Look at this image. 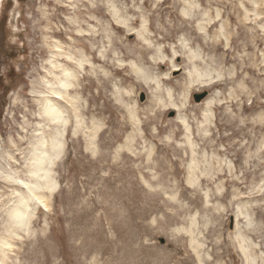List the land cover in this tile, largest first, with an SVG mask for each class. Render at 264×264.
<instances>
[{
	"label": "rangeland",
	"instance_id": "1",
	"mask_svg": "<svg viewBox=\"0 0 264 264\" xmlns=\"http://www.w3.org/2000/svg\"><path fill=\"white\" fill-rule=\"evenodd\" d=\"M188 1L0 0V264H264V0H195L201 23L181 16ZM112 5L133 17L132 34L115 26L112 35ZM140 18L149 39L164 46L154 72L167 73L171 80L161 81L175 94L191 69L179 37L196 50L197 69L213 70L216 81L191 89L181 115L151 111L150 90L127 67L117 69V60L151 64V49H140V59ZM78 49L101 70L75 68L59 100L64 124L44 119L46 99L54 104L60 90L61 66L73 69ZM116 81L130 93L127 106L112 97ZM72 98L84 105L79 113L68 109ZM208 99L216 104L205 123ZM56 127L63 130L59 155L46 142ZM37 137L53 159L52 193L44 185L34 193L43 201L29 197L36 180L26 168ZM20 203L23 225L7 216ZM240 236L246 259L236 248ZM197 244L200 260L189 247Z\"/></svg>",
	"mask_w": 264,
	"mask_h": 264
},
{
	"label": "bare ground",
	"instance_id": "2",
	"mask_svg": "<svg viewBox=\"0 0 264 264\" xmlns=\"http://www.w3.org/2000/svg\"><path fill=\"white\" fill-rule=\"evenodd\" d=\"M141 1L144 2L146 0H141ZM204 1L206 3H208V4H210V3H212V1H215V0H204ZM196 2H198V1L196 0ZM183 3L184 4L186 3V5H185L186 7H184V5H183V7H180V8H182L180 10L181 11V16L183 15L182 17L184 19H187L186 21H189L190 18L191 19L192 18H195V21L196 22L201 23L200 21H197V17L199 16V10L200 9H199V6H197V3H195V0H191V1L189 0L188 3L187 2H183ZM74 9H75V7L73 6V9L71 8V10H74ZM106 10H108V13L110 12V14H111V16H110L111 18L110 19H113L114 20V21L112 20V22H113L112 25L109 22L107 24V27L109 26L108 29H110L112 31V33H113L112 35L113 36H114L115 33L118 32L119 29H120L121 32H124L125 31L126 33H128L126 35H130V34L133 33L132 32L133 31L132 25L135 23V20L132 21V18H133L132 16L127 15L125 12L116 11V8H114L113 5H112L111 8L110 7H106ZM80 13H82V12H80ZM89 17H90V19H92V20H94L96 22V20H97L96 18L97 17L95 15H91ZM198 18H200V17H198ZM69 20H71L72 24L75 25V26L78 25V24H80V21L76 20L75 18H74V20H73V18H71ZM85 22H87V21H85ZM189 23H190V21H189ZM97 24H100L101 25V22H99ZM113 25H114V27H113ZM78 26H80V25H78ZM115 26L118 27L119 29L117 30V28ZM141 26H142V30L138 32L137 37L139 38V40L142 41V45H146V48L143 47V46H142V48L141 47L139 48V53L141 54L140 55V59H141V57L144 58L143 55H142V51L140 49H142L143 51H147V49H151V51H154L155 53H153L149 57L150 58L149 61H151L150 62L151 63L150 66H145V65L139 64L137 62L136 63H133L131 61L129 63H124V62H122L120 60H117V58H115L117 60V61L115 60L116 61L115 64L117 65V69H121V68L127 67L128 68V71L132 75V77H135V79H137V81L139 83H141L148 90H150V92H151V105L150 106H152V109L150 108L151 111H153L156 107H158L161 110H169V109L176 110V112L178 113L177 116L178 115H181L180 112L182 111V109L184 108V106L187 104L186 101L188 99V96L190 94V90L191 89H193L195 87H197V88L208 87L209 85H212L216 81V79L214 78V76H212L213 70H211L209 67L207 69L203 68L202 71H200L199 69H197L196 62H197V59L198 58H197V55L194 53L196 50H194V52L191 51L189 49V47H187L188 46L187 43H185V41L182 38L179 37L178 38V41H179V44L181 45L180 47L184 50V53L187 54L186 55V58H187V62L189 63L188 66H190L191 69L188 71V74L187 75L189 77H188V79H187L186 82L178 83L176 81L179 84V90L175 94V90L172 89L171 86H166V85H164L165 83L163 81H161L162 78L165 81L167 80V82L169 80H171L170 77L167 78V76H168L167 73H165L164 76H163V74L161 76V75H158L156 72H154L156 66H159V64L162 63L163 60H164V56L161 54L164 46L161 47L159 44H155L154 41H152V40L149 39L150 36H148V34H149V32H148L149 31L148 24L145 27V23L143 25V19H141ZM77 28H79V27H77ZM90 28H94V27H90ZM115 29L117 31H115ZM77 31H79L80 33L81 32H85L87 34L89 33V31H87V30H83L82 31V29H78ZM92 31L93 30H91V32ZM94 31H93V33L96 34L97 31L96 32H94ZM106 31H108V30L105 29V33H106ZM93 35H91V36H93ZM109 36L112 37L110 31L107 33L106 37L108 38ZM110 37H109L108 41L110 40ZM110 43H111V41H110ZM54 47L57 48V50H55L56 51L55 52V56L58 57V56L62 55V54L57 53V52H60L59 49H58V45L55 44ZM170 48L172 50L171 51L172 52V57L171 58H168L169 59L168 61H170L169 62V68L172 71H174V70H177V66L174 65L171 60H172V58L174 56H177V54H176L175 49L172 48V46ZM76 52L78 53L77 58H75L73 56H70V59L74 61L73 63H71L73 65V67H74L73 69L63 68L61 66V68H62V77L59 80L60 90L59 91H56L55 93L57 95L53 96V98L55 100V103L54 104H52L53 102L52 103L51 102L49 103V101H47V99H46L45 105L43 106V110L44 111H43V114H42V116H43L44 119H47L49 121H55V122H56V120L59 121L61 119L62 123L64 124V120L65 119L62 118V116H63L62 113H61L62 109L60 108L61 107L60 106L61 105V102L59 101L61 98H63L62 92L63 91H66V89L69 86H71V82H74V80L76 79L75 77H76L77 73L79 71H81L82 69H84V63L90 65L89 72L92 71V75L94 74L93 72H98V69L100 68L99 66L95 67L90 62V58L88 56H86L85 53H83L82 50L78 49V50H76ZM196 53L199 54L198 52H196ZM104 54H105V50L100 49L99 51H97V56L100 57V58H104ZM75 68L77 70H79V71L76 72V70H74ZM99 70H101V69H99ZM103 74L107 76L106 77V80H109L110 76H108V75H110V74L109 73L108 74L103 73ZM118 81L121 84H123L126 81V78H124V79L121 78ZM118 81H116V83H118ZM170 82H169V84H170ZM113 85H114V82H113ZM113 85L111 86L112 89H113V90H111L112 91V97H113V99L115 100L116 103H118L120 105L127 106L126 103H125V97L130 94L129 91H127L124 88L122 89L121 86L119 85V83H118V85L120 86V88L119 87H115V85L114 86ZM123 86L124 85H122V87ZM208 100L203 102V107H202L201 113H200V114L203 115V117L205 119V121H204L205 123H207V120L212 117V114L211 113H213V112H211V109H213L212 107L216 104L215 100H214V102L212 100H209V101ZM69 102L71 103V106L68 109H71L72 112L79 113V110H82L84 108V105L77 104L74 101L73 98L71 100H69ZM80 107H82V109ZM135 108H136V104L135 103L132 106H130V108H128V111H129V113L131 115L134 114L133 112L135 111ZM178 120L184 125L183 127H184V130H185V134H187V136L190 135L189 127L185 123V120L183 118H181V116H180V119H178ZM76 128H77V126H76ZM62 131H63L62 129L61 130H58V127H56V131L53 132V133H50V135H49L50 136L49 137V141H46L47 144L48 143L50 144V148L49 149H51L52 152H53V149H55L56 150V153L58 155H59V153H60L61 150L59 151V145H57V144L59 143L60 137L63 135V134L61 135ZM93 140H94L93 138H90L88 140L87 145L88 146H91L92 148L90 147L91 148L90 150L93 153H95V143L93 142ZM185 141L186 142H189V137H187ZM126 146H128V145H126ZM188 146H189L190 149L193 147L191 144L189 145V143H188ZM32 147L33 148L30 151V153H31V159H30L31 162L29 161L30 163H29V165H26L27 166L26 168L28 169V171H30L32 173H35L36 176L34 175L33 178H34V181L35 180L36 181L34 183L35 186L33 188L31 187L32 190L28 188L30 190V192H32L31 193L32 196L31 195L29 196V194H30L29 192L26 195H28L29 197H32L34 199H40V198L43 199V197H41V196L38 197V198H35L36 196H35L34 193L36 192V189L41 188L40 186H43V185L46 186L45 188H48V190H49L48 196L52 193L51 190H52V180L53 179L49 175V172L51 170V164H52V160L53 159L50 158L51 157V153H50L51 151L49 152V154L47 156H46L45 152L43 151V149L46 148L45 147V142L40 137H37L35 139L34 146L32 145ZM36 172H39V173H36ZM38 178H40V179L38 180ZM194 178L195 177H193V179H189L188 182L190 184H193L194 185L196 183V181H195ZM26 185H28V184L26 183ZM42 199H40V200L43 201ZM41 201H40V203H43ZM43 206H45L44 203H43ZM22 209L23 208L21 206V203L15 205V207H13L11 210H8V212H7L8 219H10V221H12L15 224L23 225V219H25V217H23V210ZM15 226H17V225H15ZM13 229H14V227H13ZM17 229H18V226H17ZM192 240L194 241L193 238H192ZM243 241H245V239L242 236H240L239 238H237V241H236L237 247L236 248H238V251H239L240 256L246 259V256H247V254H246L247 253V247H246L245 244H243ZM192 246L190 245L189 247H191L192 251L194 252V255L197 258V260H200V258H201L200 257V253H199L200 250L197 249V248H201L202 244H197V247H192Z\"/></svg>",
	"mask_w": 264,
	"mask_h": 264
},
{
	"label": "water",
	"instance_id": "3",
	"mask_svg": "<svg viewBox=\"0 0 264 264\" xmlns=\"http://www.w3.org/2000/svg\"><path fill=\"white\" fill-rule=\"evenodd\" d=\"M202 97L203 96L201 94L200 95L199 94H195L193 96V99H194L195 102H199L202 99ZM141 98H143V97H141ZM160 242L163 243V240H161Z\"/></svg>",
	"mask_w": 264,
	"mask_h": 264
}]
</instances>
